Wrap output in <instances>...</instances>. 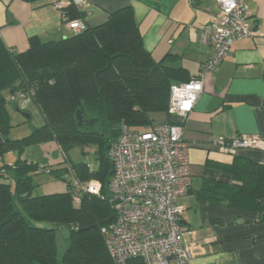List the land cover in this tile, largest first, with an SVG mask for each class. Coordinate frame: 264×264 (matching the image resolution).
I'll return each instance as SVG.
<instances>
[{"label": "trees", "instance_id": "1", "mask_svg": "<svg viewBox=\"0 0 264 264\" xmlns=\"http://www.w3.org/2000/svg\"><path fill=\"white\" fill-rule=\"evenodd\" d=\"M62 11L66 20H84V11L74 3ZM178 57L169 53L158 61L152 58L143 46L130 6L58 40L43 42L30 36L22 51H13L0 39V156L47 141L66 152L57 167L23 159L0 166V264H115L100 233V227L114 217L110 202L86 193L73 205L64 163L70 162L83 181L99 180L101 193L106 194L113 172L107 153L120 124L144 130L154 124L151 113L163 112L167 123L183 125L186 119L167 111L170 86L193 76L178 64ZM5 89L11 94L29 93L45 123L23 138H8ZM77 110L83 112L81 124ZM88 119L93 122L89 124ZM75 146L83 151L85 146L95 147V168H89L88 162L70 160L67 152ZM46 169L64 182L65 189L33 194L34 177ZM230 169L238 184L206 182L197 197L236 206L255 205L264 191V165L233 163ZM58 224L65 225L69 233L60 260L55 245ZM128 264L145 263L135 258Z\"/></svg>", "mask_w": 264, "mask_h": 264}, {"label": "crops", "instance_id": "2", "mask_svg": "<svg viewBox=\"0 0 264 264\" xmlns=\"http://www.w3.org/2000/svg\"><path fill=\"white\" fill-rule=\"evenodd\" d=\"M53 1L1 0L6 11L0 24L2 42L22 51L30 36L45 42L71 34ZM244 4L246 22L257 33L235 41L218 70L205 74L203 89L183 124L191 183L176 202L184 206L181 224L193 231L188 237L193 242L189 264H264V191L250 207L197 197L206 182L238 184L230 169L233 163L264 165V150L242 148L228 154L212 143L214 137L240 134L264 139V0ZM125 6H130L143 46L154 60L176 54L178 64L192 76L212 54V48L200 42V31L219 13L215 0H82L79 8L85 23L94 26ZM150 117L154 123L167 120L163 112Z\"/></svg>", "mask_w": 264, "mask_h": 264}, {"label": "built area", "instance_id": "3", "mask_svg": "<svg viewBox=\"0 0 264 264\" xmlns=\"http://www.w3.org/2000/svg\"><path fill=\"white\" fill-rule=\"evenodd\" d=\"M215 1L219 13L200 31V42L210 46L212 54L189 80L175 82L169 89L167 111L183 119L199 98L205 74L218 70L235 41L257 33L246 22L244 0ZM70 3L80 6L82 0L53 1L65 27L78 32L86 28V23L79 18L66 20L62 9ZM16 95L22 96V93ZM10 99L14 100L15 95L9 96ZM182 134L180 123H154L144 130L120 124L119 133L108 148L113 172L106 194L101 193L99 180L83 181L70 162L64 163L65 182L75 205L86 193L110 202L114 217L100 227V233L115 264H128L135 258L145 264H189L193 242L188 237L193 231L181 224L184 206L176 202L191 183L188 146ZM212 143L218 151L228 154L242 148L264 150V139L256 134L218 136ZM62 154L65 160L66 154ZM87 166L91 168L90 164ZM48 171L44 174H49Z\"/></svg>", "mask_w": 264, "mask_h": 264}, {"label": "rangeland", "instance_id": "4", "mask_svg": "<svg viewBox=\"0 0 264 264\" xmlns=\"http://www.w3.org/2000/svg\"><path fill=\"white\" fill-rule=\"evenodd\" d=\"M32 1L37 3V0ZM5 19V8L0 5V24L4 23ZM61 24H63L62 21ZM2 95L6 102L4 105L6 120L10 126L7 130L8 138H23L30 134L32 129L45 123L44 116L40 108L33 101L29 93H25L22 96H17L16 93L11 94L9 93V90L5 89L2 92ZM12 95H15V99L13 101L11 99L9 100V96ZM94 150V146H85L84 151L80 147L75 146L67 152V155L70 160L74 162H88L91 167L95 168L96 164L94 162L93 155ZM62 152L54 141H47L40 144L27 146L20 152L18 150H12L10 153L8 152L4 155H1L0 166L8 163H14L17 159H23L28 162H45L46 164H54L53 166H56L57 163L63 160ZM7 181L9 182L10 180L7 179ZM34 182H36V186L33 190V194L60 192L65 189V184L62 180L54 178L49 174H37L34 177ZM73 205L75 204L73 203ZM32 223L47 227H51L52 225L56 226L55 224H51L49 222L32 221ZM68 234L67 227L63 224H58L55 230V245L59 260L61 259L62 254L69 242Z\"/></svg>", "mask_w": 264, "mask_h": 264}, {"label": "water", "instance_id": "5", "mask_svg": "<svg viewBox=\"0 0 264 264\" xmlns=\"http://www.w3.org/2000/svg\"><path fill=\"white\" fill-rule=\"evenodd\" d=\"M76 118L78 120V124H81L82 120H83V112L81 110H77L76 112ZM89 124H91L93 122V119H88L86 120Z\"/></svg>", "mask_w": 264, "mask_h": 264}]
</instances>
